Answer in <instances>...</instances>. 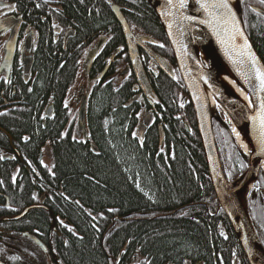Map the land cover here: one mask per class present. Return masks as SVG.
Masks as SVG:
<instances>
[{
	"label": "trees",
	"instance_id": "obj_1",
	"mask_svg": "<svg viewBox=\"0 0 264 264\" xmlns=\"http://www.w3.org/2000/svg\"><path fill=\"white\" fill-rule=\"evenodd\" d=\"M59 1L76 23L75 39L91 41L102 35L107 40L104 46L107 54L121 48L119 57L123 63H129L122 28L107 3ZM117 2L134 32L163 41L167 51L170 50L158 17L146 0ZM245 15L243 8L245 27L264 62L263 19L255 15L256 19L248 22ZM52 53L50 48L38 59L42 87L33 90L31 102L47 90L57 97L64 96L65 88L77 74L78 63L70 58L62 64ZM147 60V56L143 59L140 54L145 70ZM124 81L118 87L99 84L91 88L86 125L88 140L98 153L88 144L71 139L70 133L64 135L65 121L49 123L45 130H40L43 143L38 141L33 109L0 119V143L7 141L3 134L6 131L19 137L30 135L27 143L31 146L35 142L48 144L55 175L52 182L61 183L63 190L52 210L60 219L62 230L56 235L55 244L65 264H110L125 244L127 253L137 247L141 264H214L219 245L238 248L239 243L211 186L193 106L183 83L179 77L174 80L163 74L152 83L155 114L141 146V140L133 133L141 118L139 111L149 105L136 101L127 106L135 96L134 74ZM226 121L217 112L212 123L224 174L231 171L230 180L235 181L243 173L237 153L245 164L248 157L234 143ZM160 127L164 136L161 146ZM40 144L32 151L40 149ZM13 198L10 211L1 210L0 216L15 215L22 210L25 198L22 203L23 196L16 189ZM68 198L72 201L77 198L79 202L72 204L66 201ZM262 216L252 218L260 241H264ZM30 219L42 226L47 224L40 211L34 210ZM21 223H4V228L17 231L20 225L23 227ZM70 225L79 232L77 238L69 234ZM238 252L243 253L236 249L237 255Z\"/></svg>",
	"mask_w": 264,
	"mask_h": 264
},
{
	"label": "flooded vegetation",
	"instance_id": "obj_2",
	"mask_svg": "<svg viewBox=\"0 0 264 264\" xmlns=\"http://www.w3.org/2000/svg\"><path fill=\"white\" fill-rule=\"evenodd\" d=\"M110 1L117 4L121 9V5L117 0H102V2L107 3L109 7ZM2 3L13 5L15 10L9 11L6 8H0V21L6 19L20 23L16 48L9 68H5L2 62L5 45L10 37L11 31H7L3 35H0V119H9L14 117L16 112H23L24 110L29 112L30 109H33L32 119L38 124V127L34 130L36 138L39 139L38 141L43 143L40 130H45L49 123L54 121H65L66 127L63 130L64 135L70 133L71 139L75 137L77 142L81 141L91 146V142L88 140L89 138L84 141L83 136L77 134L75 131L76 119L83 98L87 95L88 108L89 95L93 86L111 84L113 87H118L121 83L125 82L124 80H129L131 73H133L130 59L128 60L129 63H123V59L119 57L122 49L118 48L121 49V51L109 64L111 56L118 49L107 54L108 49L104 48V45L97 53L92 65L87 71V63H85L87 51L94 47L98 40L104 36H97L91 41H80L75 39L76 23L72 21L69 15L64 11L59 0H2ZM239 4V6H241L242 15L243 8L245 9V16L248 22H252L256 19L255 15L261 17L264 22L263 15L258 11H252V9H260L264 12V5L260 4L258 0H239ZM36 5L40 6L37 7ZM5 12L7 15H4ZM71 31H73V35H69L66 39L67 33H71ZM138 34L139 33H136V35ZM152 39L154 40V38ZM154 41L155 43L146 45L152 52L166 60L174 70L175 79H177L179 75L169 43L170 52L167 51V45L164 44L163 41ZM160 44H163L164 47L161 48L159 46ZM50 48L53 49V56L57 57V61H61L62 64L70 60V58H72L76 65L78 63L77 74L73 78V81L65 88L64 96L60 95V97H57L53 95L51 90H47L48 92L46 94L39 95L31 102L29 98L33 94V90L42 87L40 86L41 78L39 77L40 70L38 59L42 56L43 51H48ZM139 53L142 55L143 59L145 56L148 58L146 62L147 70H145L144 66L143 68L151 86L152 83L153 85L156 83V79L162 74L169 77L159 68L156 62L151 60L144 48L140 47ZM170 54L173 61L170 59ZM25 60H30L29 74H25V65L23 63ZM134 94L137 95L140 94V92H134ZM27 98L28 101L25 102ZM137 101L147 102L149 105L147 98L143 94L140 95ZM150 109V105L149 108L143 106L139 114L142 115ZM3 134L7 141L0 143V156L4 157V159H0V171L3 173L2 175L0 173V181H2V183H0V211H10L9 209L12 207L15 189L22 194V203L25 198V202L23 203L24 206L21 211L28 207L30 208L22 217L17 219L12 218L18 216L21 211L15 215L0 216V250H3L0 251V262L3 264H65L61 261L62 258L59 256V249L55 244L57 239L56 235L59 236V231L62 230V228L59 227L60 219L58 216V218L56 217L52 210L55 206L53 203L58 202L57 200L63 195V190L61 188V183L59 185H54L52 182V177L55 175L53 173L54 166L51 161L49 146L47 143L41 145L40 142L33 143L35 144L33 146L28 145L30 135L27 134H22L21 137L11 135L6 131H3ZM25 137L28 139H25ZM38 144L41 145V148L35 149L33 152L32 150ZM28 151L29 155H27ZM41 161H43V163H41ZM249 167L250 164L247 166L248 170ZM247 169L244 172H246ZM260 172H262L261 169H258L257 172H255L254 169L248 183L251 181L255 182L254 184L259 183L261 181ZM14 177L15 179H13ZM262 177L263 184V173ZM243 188L244 187L240 190H243ZM249 200H247V209L250 211L249 214L252 219V208H250L249 204L252 203V207L258 204L263 205L264 190L260 188L252 192ZM66 201L72 204L79 202L77 198L73 201L68 198ZM34 210L40 211L46 216V226L35 223L30 219ZM3 219L7 220L5 221ZM21 221L23 227L20 225L17 231L4 228V223ZM66 224L69 225V223ZM70 229L71 231H69V234H72L73 238H77L79 232L73 228V225H70ZM126 247L127 244L122 247L116 260H112L110 264H141V262L138 261L137 247L131 248L128 253ZM101 248L103 249V247ZM236 249L242 250L243 253L238 252L237 255V253H235ZM215 254L214 264H244V262L245 264H249L240 244L238 248L237 246L219 245L215 250Z\"/></svg>",
	"mask_w": 264,
	"mask_h": 264
},
{
	"label": "water",
	"instance_id": "obj_3",
	"mask_svg": "<svg viewBox=\"0 0 264 264\" xmlns=\"http://www.w3.org/2000/svg\"><path fill=\"white\" fill-rule=\"evenodd\" d=\"M146 1L150 5L151 10H153V12L158 17L162 29L167 37V41L170 44V47L172 49L171 51L173 52V56L176 61V65L178 68L177 72L180 75V78L182 80L181 82H183L185 90L188 93L190 103L193 106V113L195 114V119L199 132L198 134L200 136L201 144L203 147V155H205L206 165L212 183L211 186L213 187L215 196L219 202V206L226 214V217L228 218L231 224L230 227H232L239 241V244L241 245V248L244 251L245 258L247 259L248 263L264 264V248L262 247V245L260 246L261 248L257 247L253 237H251V232L243 221L242 216H240L241 214L237 206H235L236 204L233 198V194H236V192L239 191L243 187V185L250 181L252 171L255 169V172H257L259 167L261 166V164L255 165V158H259L264 161V152H260V148L257 143V125L251 119V117L255 114V109L253 107L251 108V106L241 100V98L237 94H235L225 86L221 85L219 82H217L207 74L205 65L201 63L198 56L196 55L195 50H193V47L190 44L189 40H187L188 35H193L194 30H198L201 33H204V31L208 32L210 39L213 42L214 49H216V51L222 57L221 59L224 60L225 64L229 67L231 72L237 78L243 90H245L249 98L251 97L252 101L257 100L256 89L258 86V81H256L255 77L253 76L251 77L249 83L244 82L243 76L238 73L237 68L240 69V72H247L248 68L243 65L233 64V62L225 54L224 48H222V46L217 42L216 36L207 27V25L200 24L198 21L191 23L184 22L183 25H181V21L179 19L178 14L176 15L175 19L172 16H167L164 14L169 10L167 0ZM229 3L232 5L233 11L237 15V17L240 18L241 27L243 28L244 33L247 36L248 41L251 44L252 50L255 52L259 63L261 65H264L262 58L254 47L250 37H248L249 35L245 29L241 12H238V10L235 8V6H233V3L230 0ZM110 7L116 20L121 25L124 34L126 49L129 55L131 68L136 78V84L134 85L133 90L135 92H140V94H137L128 102L127 106L136 102L141 94H143L147 98L149 105L151 106V109L142 115L136 128L137 136L140 140L143 141L145 134L149 130L154 118L153 114L155 110V97L154 94H152L153 89L151 84H149L150 81L148 79V76L145 73L142 63H140L141 61L139 58V48H144L145 52L149 55L151 60L156 62L159 68L170 78H175V72H173L174 70L170 67V65L166 62L163 57L152 52V50L146 45L149 43H153L154 40L149 36H144L141 34L136 35V33L133 32L130 25L128 24L120 7L114 4H110ZM197 8H199V5L196 4V0H189V6L184 9L183 12L185 15H196L199 18H204L205 14L203 10L201 9L199 12H197ZM172 11L175 12V9H173ZM257 11L264 16L263 11H261L260 9H257ZM0 22H6L5 27L12 29L10 37L8 38L5 45L4 58L2 62V65L5 68H9L12 63L16 48L18 27L20 22L10 21L6 19L1 20ZM169 22L173 23V27L171 29L172 35H169ZM72 32L73 31H71V33H67L66 39L69 35H73ZM104 41V37L100 38L95 44V46L87 51L85 60V63H87V71L92 65ZM182 45H186V49L182 47ZM205 50L210 56H212V51L209 48L207 49L206 46ZM120 51L121 50L119 49L113 53L109 64L113 61L114 57ZM23 63L25 65V74H29L30 60H25ZM204 77H207V83L205 82ZM207 91L219 103L220 108L222 109V112H224V114L226 115L228 121L232 120L231 122H234L239 126V128H241L242 132L249 140L248 142H250L252 146V152L249 156V170L244 173V175L239 179V181L231 182L224 175L222 162L220 159V155L218 154L219 151L216 143L215 134L213 133L214 130L212 122L213 119L217 116V113L211 112L212 110L210 107V103L208 102L209 96L207 94ZM259 96L264 97V93H259ZM86 112L87 95H85L83 98V102L80 106L75 125L76 133L81 134L83 136L84 141L89 138V132L87 130L86 125ZM162 135L163 131L160 127L158 135L160 146L163 145L164 136ZM91 148L95 153H98V150L93 143H91ZM29 208L30 207L24 209L22 213L12 219L22 217L28 211ZM247 214L246 216H248ZM245 237H247L248 240L247 244L245 243ZM0 264L3 263L0 262Z\"/></svg>",
	"mask_w": 264,
	"mask_h": 264
},
{
	"label": "snow or ice",
	"instance_id": "obj_4",
	"mask_svg": "<svg viewBox=\"0 0 264 264\" xmlns=\"http://www.w3.org/2000/svg\"><path fill=\"white\" fill-rule=\"evenodd\" d=\"M258 2L264 5V0H258ZM168 11L164 14L167 16H172L174 19L176 15H179L181 25L184 22H196L200 24L207 25V27L213 32L217 38V42L224 48L225 54L233 62L234 65H243L248 68L247 72H240V69L237 68V71L240 75L243 76L244 82L249 83L251 77H255V80L258 81V86L256 89L257 100L252 101L250 99V106L255 109V114L251 117L253 122L257 125V143L260 148V152H264V97L259 96V93H264V65H261L256 57L255 52L252 50L251 44L248 41L247 36L244 33L243 28L241 27V20L237 17L233 11L232 5L229 3V0H196V4L199 5V8L196 9L199 12L203 10L205 17L199 18L196 15H185L183 10L189 6V0H167ZM39 7L40 5H36ZM0 8H6L9 11H14L15 8L13 5L3 4L0 0ZM175 9V12L172 10ZM252 11H257L252 9ZM4 15H7L5 12ZM6 22H0V35H3L7 31H12L11 28L5 27ZM173 23L169 22V35H172ZM182 34V33H181ZM175 42V41H174ZM155 43V41H153ZM161 48L164 47L163 44L159 45ZM186 49V45H182ZM205 82L207 83V77H204ZM183 107V105H181ZM139 115V114H138ZM133 136H136V133H133ZM25 139H28L25 137ZM75 139V137H73ZM143 141L141 140V146ZM239 153H237L239 165L241 168L246 167L247 165L243 160H239ZM0 159H4L3 156H0ZM231 159V156H229ZM43 163V161H41ZM232 172H228V178L231 179ZM15 179V177L13 178ZM2 183V181H0ZM256 185H253L252 191H257ZM252 192L249 193L251 195ZM109 211H114L110 209ZM61 224L63 222L61 221ZM65 227H67L65 225ZM71 231V229H69ZM223 235V233H221ZM227 238V237H225ZM245 243H248L247 237H245ZM264 244V241H260ZM3 251V250H0ZM251 254V250H250ZM18 258V257H17Z\"/></svg>",
	"mask_w": 264,
	"mask_h": 264
},
{
	"label": "bare ground",
	"instance_id": "obj_5",
	"mask_svg": "<svg viewBox=\"0 0 264 264\" xmlns=\"http://www.w3.org/2000/svg\"><path fill=\"white\" fill-rule=\"evenodd\" d=\"M233 3V6L238 10V12H241V6H239L238 0H230ZM109 4H115L114 2L110 1ZM111 9V7H110ZM112 11V10H111ZM121 26V25H120ZM134 32V31H133ZM103 38V37H101ZM190 44L193 47V50H195L196 55L198 56L199 60L203 65H206V72L207 74L212 77L214 80L219 82L221 85L225 86L235 94H237L241 100H243L246 104L250 106V100L248 94L243 90L242 86L238 82L237 78L234 76V74L231 72L229 67L225 64L224 60L221 59L222 57L219 55V53L214 49L213 42L210 39V36L207 31H204V33L199 32L198 30H194L193 35L189 34L188 39ZM105 41L106 38H105ZM103 45L100 47V49L105 45V42ZM252 41V40H251ZM253 43V42H252ZM205 46L207 49L209 48L212 51V56H210L207 51L205 50ZM119 50V49H118ZM121 50V49H120ZM258 52V51H257ZM207 94L209 96V103L211 109L214 107H219V103L216 101V99L207 91ZM147 112V111H146ZM145 113V112H144ZM143 113V114H144ZM224 113V112H223ZM142 114V115H143ZM140 115V117H142ZM226 116V115H225ZM154 119V118H153ZM232 120H229L228 122L230 123L231 126V134L234 137V140L236 141V145L241 149L246 151V153H251L252 152V146L245 134L242 132L241 128L234 122H231ZM88 130V128H87ZM256 165L261 164V166L264 169V161L255 158ZM242 193L240 191H237L236 194H233V198L235 201V206H237L240 216H242L243 221L247 225L249 231L251 232V237H253L257 247L261 248V243L259 241V238L255 232L253 224H251L250 218L246 216L247 210H246V204L243 196L241 195ZM23 211H21L22 213ZM7 220V219H3Z\"/></svg>",
	"mask_w": 264,
	"mask_h": 264
},
{
	"label": "rangeland",
	"instance_id": "obj_6",
	"mask_svg": "<svg viewBox=\"0 0 264 264\" xmlns=\"http://www.w3.org/2000/svg\"><path fill=\"white\" fill-rule=\"evenodd\" d=\"M205 67H206V65H205ZM212 111V113H217V112H219L221 115H223V116H225L224 115V113L222 112V110L219 108V107H214V108H212L211 109ZM229 126H230V124H229ZM230 130H231V126H230ZM231 136H232V134H231ZM233 137V136H232ZM233 139H234V137H233ZM236 141L234 140V143H235ZM236 144V143H235ZM240 149V148H239ZM241 150V149H240ZM241 152L243 153L244 151L243 150H241ZM247 163V162H246ZM247 166H248V163L246 164ZM247 166L246 167H244L243 168V172L247 169ZM260 170V169H259ZM262 173H263V175H264V171H262V172H260V182L259 183H257V184H254L255 182H253V181H251L250 183H247V185L245 184V185H243V190H240V192L242 193L241 195L243 196V198H244V200H245V204L247 205V200H249L250 199V195H249V193L250 192H253L252 191V189H253V185H256V188L259 190L260 188H261V190H264V182H263V184H262ZM227 177H228V174H227ZM262 192V191H261ZM249 203H250V200H249ZM252 204V203H251ZM251 204H249L250 205V208H252V210H251V214H252V216L254 217V216H259V215H263L264 216V204L263 205H260V204H258V205H256V206H254V207H252V205ZM249 213H250V211H249ZM250 216V215H249ZM262 216V217H263ZM252 217V218H253Z\"/></svg>",
	"mask_w": 264,
	"mask_h": 264
}]
</instances>
